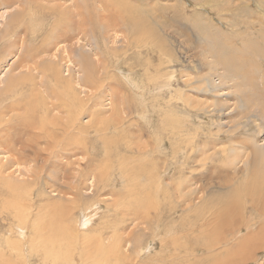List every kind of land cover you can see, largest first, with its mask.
I'll use <instances>...</instances> for the list:
<instances>
[{
	"label": "bare ground",
	"instance_id": "1",
	"mask_svg": "<svg viewBox=\"0 0 264 264\" xmlns=\"http://www.w3.org/2000/svg\"><path fill=\"white\" fill-rule=\"evenodd\" d=\"M0 1H1L0 7L1 5L5 6V7H1L0 10H3V9L6 10L2 14L0 13V34H2L0 35L2 36L0 37V43L4 46L2 49H0V69L3 66V62L6 63L8 60H11L12 57L16 56L15 61L13 62V64L11 65L9 69L10 72L8 74H5V78L8 77L7 82L4 85L5 87L3 89H0V191L2 187H4L5 189L9 191V193L3 192L5 197L9 196L10 198V200L6 204V208L12 209V215H13V218H15V221L13 222L11 221L10 223H8L10 225L8 228L9 235L3 239V236H6V233H5V235H3L0 240V251H1L0 264H1V260H3L2 264H9L11 260L10 258H12V255H14L15 257V254L17 258L21 259V260L19 259L18 261L15 260L17 261L18 264H22V262L23 264H27L29 262L32 263V261L26 260L27 253H26V249H23L24 244L29 246V248L31 249V251H28L30 255L42 254L43 258L40 257V259L43 262H46L47 264H48V260H47L48 258L56 259L57 256L58 257L61 256L62 259L65 256H68V257L72 256L74 259L78 258V260L72 259L74 261V264H165L167 263L166 257H168L169 259L171 258V264H172L173 261H175L176 263L179 260L178 258L182 257V254L183 256L192 255L194 256V258L199 256V258L201 257V259H204L206 256L208 260L212 261V257H214L215 255L218 257L219 256L218 254L221 253L220 250H216L217 249L216 247L221 242L224 244V248H225V249L223 248V251L224 250L225 251L222 254L225 253V257H226V253L230 254L231 252L232 254V250H233L232 247H234L233 244L235 242H238V244L245 242L250 236L253 237V235L256 232H258V231L254 232L256 228L258 230L263 229L264 225L262 226V228L261 227L258 228L256 226V224L258 223L256 221L258 220L255 221L254 218L251 217L250 219L252 223L247 224L245 228L242 227L243 229L240 228V229H237L236 231H234V229L233 231L232 229L227 230V234L228 235L230 234V236L223 237L224 240L222 239L221 236H219L221 233V230H223L225 227L232 226L231 222L234 225L235 221L232 215V212H233L232 209L236 208V207L234 208L233 201L229 197V195L223 198L224 202L222 205L215 203V201L218 199V196L220 195L219 193L224 192V191H230L229 190L230 187L233 186L231 184L229 185L228 183H225L222 181H220V183L222 184L212 183L211 181L212 177L210 176H213L214 174L221 175V174H224L223 172L227 171V170L221 169V167L222 168L224 167L222 166V164H218L219 165L218 166L214 164L213 161L210 164L208 160L205 159L199 164V168L195 167L194 171H192V172H197L196 173L197 177H186L179 183V185L172 186L169 184H173V182L167 181L168 179L163 180L161 178L163 174H161L158 170H157L158 172L155 170L157 169L155 168V166L157 167V165L152 164L153 166L151 168L149 167L150 168L149 169L147 168L148 166L146 167V163L145 165L142 164L145 166L144 167L145 169H142L141 171V167L139 166L138 162L141 160H146L145 157L149 156V150H148L149 146L147 147L146 145L145 147L146 142H144L143 139L140 138L139 136H136V131H131V132L128 131L129 133L128 134L126 133V135L131 139V143L133 145L135 143L136 145V147L133 146V149H132V154L134 155L133 156L134 158L130 157L129 155L131 154H129L128 155L129 157L127 158V160H125L126 162H124L122 159L120 162H118L117 167L114 166L115 165L114 163H113L114 165L106 163L105 161H102L101 159L97 158L95 155H92V156L86 155V157H84L83 155H80L82 147L86 151L90 150L89 147L88 148L85 147L86 145L80 146V144L77 145L76 142H75L76 144H72V143L66 144V143H61V142L57 143L56 138H54L55 136L53 135L54 132L49 131V128L51 125L54 128H58L59 126L61 127L62 126L61 121H64V123H62L63 127L67 128V130L65 131L66 133H69L72 128L73 133L77 131L80 136H83V139L85 141L90 140V131H88L90 128H99L102 126L103 128H105L107 126V125L105 126V124H109L111 121L113 123L116 122L114 124V127H117L118 125L117 120L119 119L121 120V122L119 121L120 128L122 127V125H124L125 121H128L127 125H131L130 122L135 118V117H132L134 116L135 113L137 114V116L143 117L144 120L147 119L148 126L153 128L151 123H149L150 122L149 116L151 114L148 115L149 114L148 102L146 100L145 101L143 100V99H146L147 95L145 91L140 90L139 81L137 80L138 82H135L136 80H134L135 78L134 75L136 73L135 74L130 73L128 75H124L122 74L124 70H121V69H119V71L122 76V79L123 81L126 82V85L129 88H131L134 95L136 96L135 98L136 103H133V100L132 102L127 101V100L121 101V99L124 98L123 97L124 93H122V91H120L117 88L118 85L114 86L113 89L110 86H106L107 84H114L115 76L113 75L114 74L113 70L108 71V72L107 71L102 72V73H106V76H101L100 72L97 71L99 69H97L98 67H96V64L99 63L100 59L95 58L96 60L94 61L92 56L99 58L100 56V47L98 48L99 43L96 41V38L94 37V35L92 38L90 37V34H92V31H90L91 29H89L90 25L86 26L87 25L86 18L83 17L82 8L78 6L79 5L78 0H44L47 3L48 7L42 6L40 4L42 1H40V3H37V0H30V1L28 0L27 1L25 0H10V1L0 0ZM107 1L115 3L116 9H118L117 14L119 13V15H118V20L109 25L101 23L102 25H100V27L102 28L101 31H103V35H104V42L102 41V43L103 45H106V47L109 49H112L110 45L116 46L118 44L119 45L127 44V47L129 49L131 46H133L135 42L141 39L139 37L140 35L139 33L144 32V30L141 29V22H140L141 18L144 16V12L143 10L139 8V6H138V9L135 6V2L138 3L140 2V0L139 1L138 0H129V1L128 0H116V1L107 0ZM26 2H27V5H25ZM68 2L71 3L72 7L71 5L68 4ZM142 2H145V1H142ZM49 3H50V7H49ZM12 7L15 8V10L12 13V16L10 17L11 19L7 20V16L9 15V12L13 9ZM9 8H12V9L8 11ZM131 8H134V9L136 8L139 14H137L136 11L134 12L133 10H131ZM51 11L55 14V17L53 19L58 25V28L56 27L53 29L52 27H50V29L47 30V35L51 36L52 34L53 36H55L54 42L51 41V39L49 38H45L46 40H44L43 43L41 42L42 44H41L40 50H37L38 47L34 49L31 48L32 45L35 47L36 44L34 45V43H30V41L34 40L37 37L35 35L36 32L44 29V23H45V20L47 19L44 16H40V12H46L50 17ZM59 17H66V18H64L61 22H59L58 20ZM132 18H136L138 21L132 20ZM77 19H78V22H77ZM13 23H14V26L15 25L17 26L15 30H13L14 26L11 28ZM57 25L52 24V26L54 27ZM70 28H71L70 33L72 32V35L74 36L75 40L71 39V37H69L70 38L69 40H74V41H67L66 39H64V36H62ZM129 30H131L130 33H129ZM29 31H32L31 33L33 37L28 36ZM110 32H112V35L110 34ZM132 32H137L138 34L135 35V34H132ZM156 33L157 32H155V34ZM21 34L24 35V37H21L20 41L17 42V38L22 36ZM17 35L18 37H16ZM109 36H111L112 38L111 39L108 38ZM153 37H154V30L152 34L149 37H145L143 41H146V40L151 41L153 40L152 39ZM59 39L63 41H59ZM75 41H76L75 44L73 43L72 45H70L71 42H75ZM149 41L145 42V45ZM50 42L52 43L48 47V51H46L45 45H49ZM143 43L144 42H142V44L138 46L140 47L144 46ZM124 46L125 45H123L121 48H123ZM87 47L88 48L90 47V50ZM16 49L17 51H15ZM32 49L34 51H32ZM16 53H19V55L17 56ZM214 58L216 60L214 59V61L213 60L210 61L211 71L208 72L209 74L207 73L208 74L207 76L210 77L209 82L207 81L208 79L205 80L204 78L205 76L203 77V80L205 81H201V82L204 85L211 84L212 87H216V80L214 79V76H217L218 80H220L219 84L221 86L228 85V87L223 89V92H227V90H229L230 88L232 80L226 79L227 74L225 73V71L218 73L216 68L213 67V64L218 60L216 55ZM42 59L48 60L46 65L44 64V61H41ZM40 62H43L42 66ZM205 63L208 64L209 61H205ZM109 66H108V70H109ZM111 67L113 69V67L115 66H111ZM65 72H67V75L64 76ZM144 72L146 76L148 77L149 72L148 71H144ZM17 74H19L21 78L17 77ZM167 74H168L167 75L168 80L171 81V79H173L172 75L169 73ZM123 76H126V77L123 78ZM164 76H166V74ZM24 86L29 87L28 92L26 91L28 94V100L26 99L24 91H23ZM105 86L109 88L108 91L104 88ZM234 86H235V83H234ZM240 91H242V88L239 90L236 87V91H230L228 92L227 95H225L226 93H223V95H225L228 98V96H230L229 94L232 95ZM107 93L110 95V100H108L107 103H105L104 94H107ZM45 94H47V97L45 96ZM60 96L62 97L64 96V97L60 98ZM232 100L233 99L229 100V102L234 103V101ZM234 100L236 101V99ZM119 101H121L122 105L121 107L117 108L115 104H117ZM135 104L136 105L138 104V106L143 107L142 112H138L137 109H134ZM236 104L235 106L238 105ZM106 105L110 106V110L107 108ZM37 107L43 108L44 114H43L41 123L40 122L39 124L34 123L32 128H28L27 130L24 129L20 133L16 131L12 132L13 130L9 127L11 126L9 124L11 122L13 123V121H16V120L18 121L21 119H26L29 117V115H32V117L35 118V115L37 116L36 114ZM151 107L153 108L150 110V112L152 113L155 112L156 110L155 106H151ZM151 107H149V109ZM102 108L103 109L106 108V109L102 110ZM230 111L232 112V110ZM115 112H116L117 120L116 119L110 120V119L104 118V117H107V116H104V114L109 113L111 116V114L115 115ZM119 114H121L122 117ZM86 118H89V120L85 121ZM60 119H63V120H60ZM137 125H139V123H137ZM5 128L7 129L5 130ZM112 128L113 126L111 124V126H109V129L112 130ZM35 129H38L39 130L38 134H40L36 137L37 140H35L33 136ZM45 131H47L48 133V137L46 138L44 137L46 135ZM57 133H59V131ZM30 134H31V139H30ZM26 136H27V139H23V137H26ZM103 136H106V135L103 134ZM103 136L101 135V138ZM159 136L161 137L160 133L158 134V137ZM119 137L121 138V136ZM59 139L65 140L66 138H63V136L61 135ZM42 140H45L48 143L45 142V145L41 146L42 144L40 143L42 142ZM102 140L104 142L103 138ZM24 141L30 142V144L27 147H25L24 145H22V144H25ZM138 141H139V144H138ZM140 142L143 143L142 146H139L141 145ZM158 142H161V144L163 143V141L160 139L158 140ZM130 145L131 144L128 145L129 148H130ZM206 145L207 143L204 144L201 149L203 152H205L208 147ZM95 146L91 148H96ZM131 148H132V145H131ZM225 148L226 147H224V149ZM43 149L45 153L42 155H44L45 157L41 156V153H42L41 150ZM256 149H257L256 154H259V156L262 154L264 157V145H261L258 142ZM32 150L33 152L32 154H30L28 151L31 152ZM191 151H192V148H191ZM222 152L224 153L226 152V154H228L227 153L228 149L226 148ZM229 152L231 153V156H233L235 152V148L232 147ZM137 154L138 156L136 157ZM107 155L108 156L110 155L112 157L113 154L111 152L110 153L106 152L105 156ZM27 157L35 161H37L40 158V161H39L40 165L37 166L35 163H33L34 161H30L29 162L30 166H27V167H22L21 165H19V161H21V163L26 162ZM69 157H71V159ZM64 160H70V162H64ZM80 160H87V161L80 163ZM229 160L230 161H228L229 163L228 165L230 169H232L234 172L237 171V169L241 170V168L245 167L246 169L247 167V162L244 159L239 160L238 158L230 157ZM97 161H99V163ZM151 163H148V164L150 165ZM69 164H71V166H74L72 168L69 167L72 169V174H68L70 173L71 170L69 171V169L64 168V167L69 166ZM239 164H241L240 167H238ZM16 166L18 167L17 169L14 168ZM59 167L61 169H59ZM92 167L97 168V170L96 171L92 170L91 172L89 169ZM86 169H88L89 171L87 170L88 172L84 173ZM155 171L157 173H155ZM186 171L187 169H184V171H182L184 175L183 177L186 176ZM217 171H220V172H217ZM250 174L252 175L253 173L251 172ZM115 175L118 178L115 177L116 179H112V177L114 178ZM191 175H193V173H191ZM128 176L130 177L131 181H127ZM247 176L249 175H246V177ZM254 176L255 175H252L250 176V178ZM259 176H262V175L260 174ZM25 177L32 179V181L31 180L30 181L33 184L32 186L33 189L24 190V187L27 185L24 183L29 184V181H27ZM144 177H149V180L148 179L146 180L150 181V184H149L150 186L146 185L147 183H144L145 185H143L141 178H144ZM196 178H198V180ZM244 178L245 177H243V179ZM90 179L93 180L91 182L92 186L90 188V191L93 196H97L100 193L102 195L106 194L104 193V190H106L108 186H110L108 185V182L110 180L113 181L115 184V186L114 184H112L113 185V189L111 188L112 191L116 193V190H117V193L119 192V194L118 195L116 194V195L118 196V198H121L122 209L119 212H117V209L112 210L111 209L112 204L102 199L101 201L103 202L105 201L104 203L107 204L106 206L108 208L106 209L107 211L104 212V216H107L110 213H112V216H114L113 220L116 221L118 217H120V220H122L120 221V223H122L123 225H124L123 221L124 220L127 221V218L132 222L131 228L129 227L124 228L120 226V228L113 230V234H120V236H116V237L112 236L113 239L109 241V244H106L103 241H98L96 239L93 240L92 238H89L86 236V232H82L81 230L79 231L80 223L84 228H88L91 225L93 221V217L95 218V216L98 215L94 212L93 213L91 212L92 210L94 209L96 210L98 206H100L99 204L100 202L97 204L91 205V206L87 205L85 207V210L82 212L83 213L82 221L80 219L76 220V224H78V227H74L75 225L71 223V220L75 219L76 217L73 213H71L69 205L70 203H74L77 206L76 207L77 210L81 209V205L78 203L79 202L78 197L80 196L82 190L87 187L88 181ZM231 179L234 180V175H232ZM59 180H63L64 181L63 184H60ZM252 180L253 179L251 178V181ZM162 181L166 183L167 189H163L165 187H162L164 183V182L162 183ZM125 182L129 184H132V182H135V185L137 186V188L139 187L140 190H142L144 187L149 186L151 187L153 192L154 191L156 192V194L153 195L152 194L153 192L152 193L148 192L147 194L144 193L141 196H139L137 198L139 209H137L136 207H134V205L137 202L134 201L135 204H133V199L136 198L137 195L133 197V195H135L134 193L129 194V192L118 191L119 187L121 189V186H123L124 185L123 183ZM38 184H41L43 186V189H44L43 192H41L43 189L34 190V187H36ZM60 185H63V186H60ZM125 187L128 190L130 188L127 185H125ZM149 187L147 189H149ZM161 190L163 191L165 190V192H168V191L171 192L172 193L171 197H173L174 201L172 202L169 200L171 199V197L168 193L161 194L160 193ZM107 191L109 192V190H106V192ZM256 192L259 193L260 191H256ZM25 193L28 194L26 195V197L28 198V201L25 199ZM161 195H164V198L162 197L161 199ZM0 196H1V193H0ZM40 196L41 197L50 196L51 198L49 197V199L42 201L39 207L36 208L37 210H34V206H37L38 202H40V200L36 198ZM52 196L59 197L58 201L55 199H52L53 198ZM110 196L114 197L115 195H113V193L112 194L110 193ZM242 196H244V193ZM107 197L108 196L104 198H107ZM71 198L73 199L72 202H71ZM116 198L117 197L115 196L114 201L112 202L116 205H119L120 203ZM244 199H247V198H244ZM163 201H166V202L170 201L172 203L170 204L171 206H170V210L168 211L169 213L164 212L165 211L164 210V211H161V213L160 211L158 212L159 214H161L158 217L153 216L152 212L154 210H159V209L161 210V208L164 209L165 205L163 204ZM239 201H241V199H239ZM55 204L60 205V209L63 211L61 220L62 222H64L65 227L61 228V230L59 229V231L55 233L57 237L54 235L55 237L52 240L50 236L53 233L52 229L55 224L52 221V219L48 218L49 212H47V209L48 210L53 209V211L55 212L56 211ZM202 205H206V207ZM132 207L136 208V210L134 209L131 210ZM26 209H29V214H32V213L36 214L35 220L31 221L29 218H27L26 211L28 210ZM252 209L253 208H251V211ZM183 213H186L185 219L188 218L189 221L191 222L189 223V225L185 224L186 226L191 227L189 230H187L188 233L189 231L198 232L199 230H201V228H204V227L208 228V230L210 229L209 230L210 233L208 235L209 237L208 242L204 244V240L203 241L201 240L203 242V245L205 246L203 245L200 246L198 244L197 238L195 237L196 238V240L194 239L195 246L193 245L194 246L193 248L192 247L189 248L186 246H185L186 248L182 247L184 249L182 253L181 251L182 249L180 245L178 244L180 243L179 241H181L180 239L183 236V226L180 225L181 224L180 221L183 222ZM255 213L252 212V214H255ZM57 214H59V212ZM102 214L100 213V215ZM6 221L9 222L10 218L7 219ZM115 221L114 223H116ZM129 222H125V223H129ZM135 222H137L139 226H137ZM144 224L147 227H144L145 226ZM141 225H144V226L141 227ZM124 229L125 231H122ZM244 230H247L248 232L246 235L243 234ZM146 232H149V236L152 237L153 235V237L151 238L150 241L143 243L146 238ZM171 236L176 240L175 242L178 244H175L173 242V244L170 245L169 241L171 242L170 239H173L171 238ZM12 237H16V239L13 240ZM158 239H159L160 244H157V242H155ZM2 241L5 245H7V249L5 248L6 250L3 249L4 247L1 248V246H3ZM38 242H41V244H39ZM46 242H49V243H46ZM202 242L200 243L202 244ZM257 243L259 242H256V244ZM140 244L141 245L143 244L145 246L144 253L142 254V256L149 255V258L146 261L152 260L151 262L147 263L146 261H140L141 259L139 258L140 247H141ZM158 246H160L159 251H157ZM220 246L221 244L218 247ZM72 248H74L75 250H79V254L81 253L82 254L81 255L77 254L78 256H76V254L72 253ZM166 250H168V252H166ZM172 250L174 252L171 254ZM44 253H46V255ZM159 254L164 255V259H161V260L157 259V256ZM230 258L231 256L228 259ZM44 259L47 261H44ZM51 259L49 260L50 262H51ZM190 259L192 260V258ZM7 260L9 261L8 263H7ZM186 262H189V260ZM12 263L13 262H11L10 264ZM58 263H59V260H58ZM193 263L197 264L195 262ZM68 264H71V263H68Z\"/></svg>",
	"mask_w": 264,
	"mask_h": 264
},
{
	"label": "rangeland",
	"instance_id": "2",
	"mask_svg": "<svg viewBox=\"0 0 264 264\" xmlns=\"http://www.w3.org/2000/svg\"><path fill=\"white\" fill-rule=\"evenodd\" d=\"M40 1L42 2L40 3ZM78 1H79L78 6L82 8L83 17L86 18V23H87L86 26L90 25L89 29H91L90 31H92V34H90V37L92 38L94 35V37L96 38V41L99 43V46H98V48L100 47L99 58L92 56L94 61L96 59H100L99 63L96 64V67H98L97 69H99L97 71L100 72L101 76H106V73H102V72H106V71L108 72V71L113 70V73H114L113 75L115 76L114 84H107L106 86H110L113 89L114 86L118 85L119 87L117 86V88L120 91H122V93H124V96H123L124 98H122L121 101L127 100V101L132 102L133 100V103H136V99H135L136 96L134 95L131 88H129L126 85V82L123 81L119 69L124 70V72L122 73L124 75H128L130 73H134V74L136 73L134 75L135 77L134 80H136L135 82L139 81L140 90L145 91L147 95V96L145 95L146 99H143V100L144 101L146 100L148 102V110H149L148 115L151 114L149 116V121H150L149 123H151L153 128L148 126L147 119L144 120L143 117L137 116L136 113L134 114V116H132L135 118L130 122L131 125H127L128 121H125L124 125L121 124L122 127L120 128L119 123L121 122V120L120 119L117 120L116 112H115V115L111 114V116L108 113L109 115L104 114V116H107L104 118L110 119V120L116 119L118 122L117 127H114V124L116 122L113 123L111 121L110 123L108 122L110 125L105 124V126L107 125L106 127L104 126L105 128H103V126L99 128H90L91 130L90 129L88 130L90 131L89 141H85L83 139V136H80L77 131L73 133L72 128L69 133H66L65 131L67 130V128L63 127V124H62L64 123V121H61L62 126L61 127L59 126L58 128H54L50 124L52 127L50 126L49 131L54 132L53 135L55 136L54 138H56V142L57 143L61 142V143H66V144L67 143L68 144L77 143V145L80 144V146L86 145L85 147L87 148L89 147L90 150L86 151L82 147L80 155H83L84 157H86V155H90V156L95 155L97 158L101 159L102 161H105L106 163H109L112 165L115 164L114 166L117 167L118 162H120L122 159L124 162H126L125 160H127L129 156L130 157L134 156L132 154V149H133V146L136 147V145L135 143L134 145L131 143V139L126 135V133L128 134L131 131H136V136H139L140 138L143 139L144 142H146L145 147L146 145L147 147L149 146L148 147L149 156L145 157L146 160H141L138 162L139 166L141 167V171L142 169H145L144 168L145 163H146V167L148 166L147 168L149 167L151 168L153 165H157V167L155 166V168H157L155 170L156 171L158 170L161 174H163V176L161 177L163 180L168 179L167 181L173 182V184L168 183L169 185H172V186L179 185V183L186 177H197L196 176L197 172H192V171H194L195 167L199 168V164L205 159H207L210 164L212 161L216 165L222 164V166L224 167L223 168L221 167V169L227 170V171L223 172L224 174H221V175L214 174L213 176H210L212 177L211 181L212 183H215V184H222L220 183V181H222V182L228 183L229 185L231 184L233 186L230 187L229 189L230 191H224V192L219 193L220 195L218 196V199L215 201V203L222 205L224 202L223 198L229 195V197L233 201L234 208L235 207L236 208L232 209L233 210L232 215L235 221L234 225L231 222L232 226L225 227L223 229L224 231L221 230V233L219 236H221L222 239L224 240L223 237L230 236V234L229 235L227 234V230L232 229L233 231L234 229V231H236L237 229H240L242 227L245 228L247 224L252 223L250 219L251 217L254 218L255 221L258 220L256 221L258 222L256 226L258 228L260 227L262 228V226L264 225V179H263L264 178V174H263L264 173V157L262 154L260 155L261 157L259 156V154H256L257 152L256 147H257L258 142L261 145H264V0H147V1L140 0V2H138L139 4L133 1L135 2L136 8L138 9V6H139V8L143 10L144 12V16L140 20L141 29L144 30V32L139 33L140 34L139 37L141 39L135 42L134 43L135 45L131 43L133 44V46H131L129 49L127 47V44H120V45L118 44L116 46L110 45L112 49H109L106 47V45H103L102 43V41L104 42V35H103V31H101L102 28L100 27V25L102 24L109 25L118 20L119 13L117 14L118 9H116L114 2L113 3L108 2L107 0H100V1L99 0H78ZM142 1H145V2H142ZM37 3H40L42 6L48 7L47 3L44 0H37ZM68 4L71 5L70 2H68ZM25 5H27V2ZM1 7H5V6L1 5ZM49 7H50V3H49ZM12 8H9L8 11H10ZM136 8L135 9L131 8V10H133L134 12L136 11V13L139 14ZM14 10L15 8H13L9 12V15L7 16V20L11 19L10 17L12 16V13L14 12ZM5 11L6 10L4 9L0 10V13L2 14ZM40 16H44L48 20L45 18L46 20L44 23V29L36 32L35 35L37 37L34 40L30 41V43H34V45L36 44V46L34 47L33 45L31 46L29 44L31 48L33 49L38 47L37 50L41 49V44L44 42V40H46L45 38H49L51 39V41L54 42L55 36H53L52 34L51 36H48L47 30H49L50 27H52L53 29L56 27L58 28V25L53 19L55 17V14L52 11H51L50 17L46 12H40ZM64 18L66 17H59L58 19L59 22H61ZM132 20L138 21L136 18H132ZM77 22H78V19H77ZM52 24L53 25L55 24L57 26L54 27L52 26ZM13 26H14V23L11 26V28ZM16 27L17 26L15 25L13 30H15ZM153 30H154V37L152 38L153 40L143 41L145 37H149L152 34ZM70 31H71V28L65 34L62 33L63 34L62 36H64V39H66L67 41H74L75 38L72 35V32L70 33ZM31 32L32 31L28 32V36L33 37ZM130 32L131 30H129V33ZM155 32L157 33L155 34ZM110 34L112 35V32H110ZM132 34L137 35L138 33L132 32ZM16 37H18V35ZM21 37H24V35L18 37L17 42L20 41ZM69 37H71V39H74V40H69L70 39ZM108 38L111 39L112 37L109 36ZM59 41H63V40L59 39ZM147 41L149 42L146 43L145 45V42ZM142 42H144L143 43L144 46H141V47L138 46L142 44ZM51 43L52 42H50L49 45H45L46 51H48V47L51 45ZM73 43L75 44L76 41L71 42L70 45H72ZM123 45L125 46L121 48ZM3 47L4 46L0 43V49H2ZM33 49L32 51H34ZM88 49L90 50V47ZM15 51H17V49ZM16 55L18 56L19 53H16ZM215 55L217 56L218 60L213 64V67L216 68L218 73L225 71V73L227 74L226 79L232 80L230 88L229 90H227V92H223V89L228 87V85L221 86L219 84L220 80H218L217 76H214V79L216 80V87H212L211 84L204 85L201 82L207 79H208L207 81L209 82L210 77L207 75L209 74L208 72L211 71L210 61L211 60L214 61ZM15 59H16V56L12 57V59L8 60L6 63L3 62V66L0 69V89H3L5 87L4 85L6 84L7 79H8V77L5 78V74H8L10 72L9 69L11 65L13 64V62L15 61ZM41 61H44L45 65L48 62V60L46 59H42ZM205 61H209V63L207 64L205 63ZM40 64L42 66L43 62H40ZM107 65L108 66L111 65L115 67H113L112 69V67L109 66V70H108ZM104 67L106 70L104 69ZM144 71L149 72L148 77L146 76ZM167 73L172 75L173 79H171V81L168 80ZM165 74L166 76H164ZM65 75H67V72L64 73V76ZM17 77L21 78L19 74H17ZM124 77L126 76H123V78ZM203 77L205 78V80H203ZM234 83H235V86L239 90L242 88V91L232 94V95L229 94L230 96H228L229 98L228 99L225 95H227L228 92L230 91H236V87L234 86ZM106 86L104 88L108 91L109 88ZM28 89H29L28 86H24L23 91H24V94L27 100H28V94H27ZM223 93H226V94L223 95ZM45 96L47 97V94H45ZM63 97L60 96V98H63ZM231 99H233L232 101H234V103L231 102L232 104L229 102V100ZM234 99H236L237 102ZM104 100H105V103H107V101L110 100V95L108 93L104 94ZM121 101L115 104L117 108L121 107L122 105ZM235 104L237 106H235ZM106 106L110 110V106L109 105H106ZM151 106H155L156 108L155 112L153 113L150 112V110L153 108ZM149 107L151 108L149 109ZM142 108L143 107L138 106V104L137 105L135 104L134 106V109H137L138 112H142ZM229 108L230 110H232V112L229 110ZM105 109L106 108L104 109L102 108V110H105ZM36 114L37 116L35 115V118H33L32 115H29V117L26 119H21L18 121L16 120V121H13V123L11 122L9 124L11 126L9 127L13 130L12 132L16 131L20 133L24 129L27 130L28 128H32L34 123H37V124H39V122L41 123V120L44 114L43 108L37 107ZM119 115L121 116V114ZM60 120H63V119H60ZM87 120H89V118H86L85 121ZM137 123H139V125H137ZM111 124L113 126L112 130L109 129V126H111ZM6 129L7 128H5V130ZM95 129L96 130L99 129V130L96 131ZM58 131L59 133H57ZM95 131L97 132L98 135L96 134ZM38 133H39V130L35 129V132L33 135L35 140H37L36 137L40 135ZM45 133L46 135L44 137L46 138L48 137V133L47 131H45ZM159 133L161 134V137L160 136L158 137ZM103 134H105L106 136H103ZM61 135L63 136V138H66V139L65 140L59 139ZM101 135L103 136L102 138L104 139V142L101 138ZM119 136H121V138ZM23 139H27V136L23 137ZM30 139H31V134H30ZM157 139L162 140L163 143L161 144V142H158ZM24 142L25 144H22V145H24L25 147H27L30 144V142H27V141H24ZM45 142H46L45 140H42V142L40 143L42 144L41 146H44ZM206 143H207L206 146L208 147L206 151L203 152L201 149L203 145ZM129 144L132 145V148H131V145L129 148L128 146ZM138 144H139V141H138ZM140 144L141 145L139 146H142L143 143L140 142ZM93 146H95L96 148H91ZM224 147L228 149V152H227L228 154H226V152L225 153L222 152L226 149V148L224 149ZM232 147L235 148V152L233 156H231V153L229 152ZM191 148H192V151H191ZM103 151L105 153L111 152L113 154L112 157L110 155L105 156V153ZM28 152L32 154L33 150L31 152L30 151ZM41 152H42L41 156L45 157L44 155H42L45 153L44 149L41 150ZM137 156L138 154L136 155V157ZM230 157L238 158L239 160L241 159L246 160L247 162L246 169L245 167L242 166L244 169L243 168H241V170L237 169V171L234 172L232 169H230L228 165L229 164L228 161H230L229 160ZM69 158L71 159V157ZM26 159L27 161L23 163L19 161V165H21L22 167L30 166V163H29L30 161H34L33 163H35L37 166L40 165V162H39L40 158L37 161L31 160L29 157H27ZM85 161L87 160H80V163H83ZM64 162H70V160H64ZM97 162L99 163V161ZM148 163H151V164L149 165ZM240 165L241 164H239L238 167H240ZM162 166H164L165 168ZM60 167L59 169H61ZM69 167L72 168L74 166H71V164H69V166L64 167V168L69 169V171L71 170L70 173L68 174H72V169ZM14 168L17 169L18 167L16 166ZM184 169H187L185 177H183L184 175L182 172L184 171ZM87 170L88 169H86L84 173L88 172L89 170L91 172L92 170L96 171L97 168L92 167L88 171ZM156 171L155 173L158 172ZM217 172H220V171H217ZM249 172L250 173L252 172L253 173L252 175L256 176V177L254 176L255 178L251 177L253 179L252 181L250 178V176L252 175ZM191 173H193V175H191ZM260 174L263 176V178L262 176H259ZM232 175H234V180L231 179ZM246 175H249V176L246 177ZM115 177L118 178L115 175L114 178L112 177V179H116ZM243 177L245 178L243 179ZM25 178L27 179V181H29L30 185L28 183H24V184H27L24 187V190L33 189L32 188L33 184L31 183L32 179H29L28 177H25ZM127 178H128L127 181H131L129 176ZM146 179L149 180V177L141 178L143 185H145L144 183H147L146 185L150 184V181ZM196 179L198 180V178ZM173 180L175 181V183ZM92 181H93L92 179L88 181L87 187L82 190L80 196L78 197L79 199L78 203L81 205V209L77 210L76 204L70 203L69 208L71 210V213H73L76 217L75 219L71 220V223L75 225L74 227H78V224H76V220L80 219L82 221V216H83L82 212L85 210V207L87 205L91 206V205H94L100 202L99 203L100 206H98L96 210L94 209L91 212V213L94 212L98 214L95 216V218L93 217V221L91 225L88 228H84L80 223L79 231L81 230L82 232H86V236L89 238H92L93 240L96 239L98 241H103L106 244H109V241L113 239L112 236L114 237L120 236V234H113V230L120 228V226L124 228H127V227L131 228L132 222L127 218V221L126 220L124 221L125 222L130 221L129 223L131 225L129 223H125L124 221H123L124 223L123 225L122 223H120V221H122L120 220V217H118L116 221L113 220L114 216H112V213H110L107 216H104V212H106L107 211L106 209L108 208L106 206L107 204L104 203L105 201L104 202L101 201L102 199L112 204V208H111L112 210L117 209V212H119L122 209L121 198H118L117 196L119 192L117 193V190H116V193L112 191L113 189L112 184H114V182L110 180L109 181L110 183L108 182V185L110 186H108V188L106 189V190H109V192L108 191L106 192V190H104V193L106 194L102 195L100 193L97 196H93L90 191V188L92 186V183H91ZM63 182H64L63 180H59L60 184H63ZM163 182L164 181H162V183ZM125 183H123L124 185L121 186V189L119 187L118 191L129 192V194L134 193L135 195H133V197L137 195V197L133 199V204H135L134 201L137 202L134 205V207L139 209L137 198L144 193L146 194L148 192L152 193L153 191L151 187H149L150 185L147 187H144L143 188L144 190L143 189L140 190V188L139 187L137 188V186L135 185V182H132V184H129V183L125 184ZM258 184H260L261 187ZM125 185L130 187L129 190L125 187ZM60 186H63V185H60ZM148 187L149 189H147ZM162 187H165L163 189H167L165 182L163 183ZM42 189H43V186L41 184H38L36 187H34V190H42ZM43 191L44 189L41 192ZM256 191H260V192L258 193ZM3 192L9 193V191L5 189L4 187H2L0 191L1 193V196H0V240H1V237L5 235V233H6V236H3V239L9 235L8 228L10 225L8 223H10L11 221L12 222L15 221V218H13V215H12V209L6 208V204L10 200V198L9 196L5 197ZM154 192L152 193L153 195L156 194V192L155 193ZM110 193L111 194L113 193V195L117 197L116 199L119 201L120 203L119 205H116L112 202L114 201L115 196L114 197L110 196ZM160 193L161 194L168 193L170 197L172 195L171 192L169 191L165 192V190L164 191L161 190ZM243 193H244V196H242ZM26 195L28 194L25 193V199L28 201V198L26 197ZM106 196L108 197L104 198ZM49 197L50 196L37 197L36 199L40 200V202H38L37 206H34V210H37L36 208L39 207L40 203L44 200L49 199ZM55 197H53L52 199H55L58 201L59 197H56V198ZM162 197L164 198V195H161V199ZM238 198L241 199V201H239ZM244 198H247V199H244ZM169 200L172 202L174 201L173 197H171V199ZM72 201L73 199L71 198V202ZM170 201L169 202L163 201V204L165 205L164 209L161 208V210L160 209L154 210L152 212V215L158 217L159 215H161L158 212L160 211L161 213V211H164V210H165L164 212L169 213L168 211L170 210V206H171L170 204H172ZM202 206L206 207V205H202ZM250 207L253 208L252 211ZM136 208L132 207L131 210L133 209L136 210ZM26 210H28L26 211L27 218H29L31 221L35 220L36 214H33V213L29 214V209H26ZM55 210L57 211V212L55 211L56 214L53 211V209L52 210L47 209V212H49L50 214V215L48 214V218L52 219V221L55 224V225L53 224L55 227L53 226V229H52L53 233L50 236L52 240L55 236L57 237L55 233L58 232L59 229L61 230V228L65 227L64 222H62L61 220L63 211L60 209V205L55 204ZM58 212L59 214H57ZM252 212L253 213L256 212V213L252 214ZM100 213L101 214L103 213V214L100 215ZM185 216H186V213H183V222L180 221L181 223L180 225L183 226V236L180 239L181 241H179L180 243L179 244L176 243L175 242L176 240L172 236L171 238L173 239H170L171 242L169 241L170 245H172L173 242L175 244L180 245L182 249L181 250L182 253L184 250L182 247L186 246L189 248L191 247L193 248L195 246L194 241L196 240V238L200 246L203 245V242H202L203 240H204V244L208 242L209 241L208 235L210 233L209 231L210 229L208 230V228H205V227L201 228V230H199L198 232L189 231L188 233L187 230H189L191 227L186 226V225H189V223L191 222L189 221L188 218H186L187 219L186 220ZM9 218H10V221L9 222L6 221ZM53 218L55 219V221ZM114 221L116 223H114ZM135 223L137 226H139L137 222ZM144 225H141V227H143ZM144 227H147V226L145 225ZM55 228H57L58 230ZM122 231H125V229ZM255 231H258V232H256L253 235V237L250 236L246 240L247 243L246 241L240 244H238V242H235L233 244L234 247H232L233 249L232 254L230 252L231 255L229 253H226V257H225V253L222 254L225 250L223 251L224 244L221 242L220 244L222 247L221 246L218 247L220 245L219 244L216 247L217 249L215 248L216 250H220L221 253L218 254L219 255L218 257L214 254L217 258L215 256L212 257V261L208 260L206 256L204 259H201V257L199 258V256L194 258V256L192 255L183 256V254L181 253L182 257L178 258L179 260L177 259L178 261L176 260L177 261L176 263L177 264H189L191 262L190 264H194L193 262H195L197 264H211L212 262V264H264V238H263L264 237V226H263V229L258 230L256 228L254 232ZM247 233H248L247 230H244L243 234L246 235ZM152 237L149 236V232H146V238L143 243L150 241ZM12 238L13 240L16 239V237H12ZM199 241L202 242V244ZM155 242H157V244H160L159 239L156 240ZM256 242H259V243L256 244ZM38 243L41 244V242H38ZM46 243H49V242H46ZM140 246H141L140 253H139V258H141L140 261H146L149 258V255L142 256V254L144 253L145 246L143 244L142 245L140 244ZM1 248L6 250L7 245L3 243V246H1ZM23 249H26V253H27L26 256L28 257V258L26 257V260L32 261V263L31 262L29 263L47 264L46 262H43L40 259V257L43 258L42 254L30 255L28 251H31V249L26 244H24ZM159 249H160V246L157 247V251H159ZM166 252H168V250H166ZM173 252L174 251L172 250L171 254ZM72 253L76 254V256L82 254V253L79 254V250H75L74 248H72ZM44 254L46 255V253ZM230 256L231 258L228 259ZM69 257L65 256L62 259L61 256L60 257L57 256L56 259L50 258L51 262L49 261L50 260L49 258L47 260H48V264H57L58 260H59L58 264H68V263L74 264L73 260L75 259L78 260V258L74 259L72 256H69ZM189 257L192 258V260ZM166 258H167L166 260L167 263L165 264H168V263L171 264V258L170 259L168 257ZM10 259H11L10 262L7 260V263L9 262L10 264L11 262H13L12 264H18L17 261L20 258H17L15 254V257L14 255H12V258ZM157 259H160V260L164 259V255L159 254L157 256ZM47 260L44 259V261H47ZM188 260L189 262H186ZM151 261L152 260L146 261V262L149 263ZM2 262L3 260H1V264ZM176 263L175 261H173L172 264H176Z\"/></svg>",
	"mask_w": 264,
	"mask_h": 264
}]
</instances>
